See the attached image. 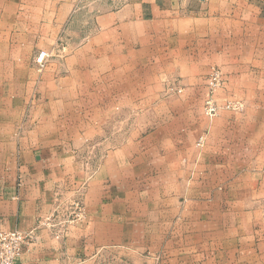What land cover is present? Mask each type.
I'll use <instances>...</instances> for the list:
<instances>
[{
  "label": "crops",
  "instance_id": "1",
  "mask_svg": "<svg viewBox=\"0 0 264 264\" xmlns=\"http://www.w3.org/2000/svg\"><path fill=\"white\" fill-rule=\"evenodd\" d=\"M101 5L102 12L86 21L87 36L72 59L78 79L88 85L80 83L79 99L92 106L90 133L102 132L96 123L106 120L112 105H122L137 111L136 126L123 128L124 134L144 136L139 112H154L162 120L161 107L173 104L162 98V81L172 77L185 87L174 101L185 112H170L180 121L178 130L160 124L150 135L177 137L176 148L128 141L109 153L90 181L91 191H103L95 197L101 207L90 209L91 216L102 217L100 247L112 242L109 186L119 169L122 186L147 184L154 191L152 198L135 200L124 193L121 232H128L129 202L140 207L148 201L143 204L148 208L152 201L162 264H264V0H104ZM67 7L71 14L73 4L54 5L58 22ZM212 66L227 75L228 88L245 109L216 117L218 125L200 153L184 151L181 133L192 147L202 131L196 130L194 111L201 109ZM216 137L220 141L213 144ZM55 151L52 159H40L22 148L20 163L0 167V229L35 234L18 264H75V241L57 240L38 225L53 209L56 184L82 177L80 167L64 161L70 151ZM99 229L96 219L92 235Z\"/></svg>",
  "mask_w": 264,
  "mask_h": 264
},
{
  "label": "rangeland",
  "instance_id": "2",
  "mask_svg": "<svg viewBox=\"0 0 264 264\" xmlns=\"http://www.w3.org/2000/svg\"><path fill=\"white\" fill-rule=\"evenodd\" d=\"M57 1L0 0V167L10 162L20 163L22 148H28L33 156L36 154L40 159H52L56 148H65L71 156L64 161L80 167L82 177L74 184H56L53 209L39 218L38 225L48 227L57 240L75 241V264H162L163 259L158 252L159 239H155L157 234L153 232L152 201L147 206L149 209L143 206L148 201L140 202V207L138 202L130 201L128 232L122 233L120 227V199L124 193L134 200L145 196L152 198L153 186L135 183L122 186L120 170L114 169L113 182L109 186L113 195L112 242L107 248H101L100 236L104 225L99 223L102 217L91 216L90 209L101 207L95 197L103 191L97 189L95 192L94 188L91 191L90 181L110 159L112 155L109 153L128 141L130 146L140 144L143 148H153L158 141L164 144L163 148H176L177 137L150 135L160 124L177 129L180 121L170 116V112H185L184 105L174 102L185 87L179 78L162 81V98L172 99L173 104L161 107L160 121L154 112H139L142 115L140 123L145 124L144 136L132 138L124 134L126 130L123 128L136 126L137 111L122 105H112L106 120L96 123L97 128H103L102 132L95 135L93 129L90 133V127L95 125L88 118L92 106L82 105L79 99L80 83L88 85L85 80L78 79L72 59L74 51L84 42L83 37L87 36L86 21L102 12L101 2L104 0H60L73 4L74 8L70 14L68 6L59 22L54 8ZM74 11L76 18L73 19ZM212 68L219 67L212 66L205 76L206 96L201 109L194 111L196 130L202 131L192 147L185 141L184 132L181 133L180 148L184 151L196 148L200 153L201 148H207L211 128L218 125L216 117L223 112L236 113L223 110L214 118L205 116ZM223 75L225 84L216 93V98L221 102L237 100L228 88L227 75ZM61 100L65 102H59ZM202 137L205 140L198 146ZM219 141L220 138L216 137L213 144ZM186 155L190 153H184ZM96 219L100 229L92 235L91 228L95 226ZM73 229L77 231L74 234Z\"/></svg>",
  "mask_w": 264,
  "mask_h": 264
},
{
  "label": "built area",
  "instance_id": "3",
  "mask_svg": "<svg viewBox=\"0 0 264 264\" xmlns=\"http://www.w3.org/2000/svg\"><path fill=\"white\" fill-rule=\"evenodd\" d=\"M225 80L219 68H212L209 77V94L204 106V114L208 118H214L223 110L242 113L245 104L240 100H225L221 102L216 98L218 90L224 87ZM205 138L199 140L201 146ZM35 238L34 231L26 233L19 229H0V264H18L23 255L25 246Z\"/></svg>",
  "mask_w": 264,
  "mask_h": 264
}]
</instances>
